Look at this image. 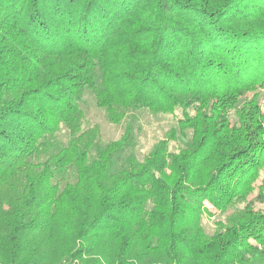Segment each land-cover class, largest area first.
Returning <instances> with one entry per match:
<instances>
[{"label":"trees","instance_id":"trees-1","mask_svg":"<svg viewBox=\"0 0 264 264\" xmlns=\"http://www.w3.org/2000/svg\"><path fill=\"white\" fill-rule=\"evenodd\" d=\"M86 89L191 138L125 155ZM263 90L264 0H0V264H264Z\"/></svg>","mask_w":264,"mask_h":264},{"label":"rangeland","instance_id":"rangeland-1","mask_svg":"<svg viewBox=\"0 0 264 264\" xmlns=\"http://www.w3.org/2000/svg\"><path fill=\"white\" fill-rule=\"evenodd\" d=\"M260 98L264 104V90L261 91ZM243 103L244 98L239 101L238 107H241ZM81 105L86 113L84 129L98 125L100 127V143L102 144L120 139L127 125L132 124L134 145L125 152V155L133 154L140 160L144 159L159 140L166 138L173 128H176V139L170 141V151H179L191 138L190 130L183 133L179 127V118L183 116L182 109H178L175 114L154 113L149 109L131 110L120 124H114L109 121L106 111L97 104L96 96L92 90L84 91ZM230 115L233 120H236L235 110H231ZM69 139V130L65 126H61L57 133L58 144L65 146ZM206 205L212 214L206 212L203 215L202 223L206 232L213 234L216 229L215 222L221 214L208 202Z\"/></svg>","mask_w":264,"mask_h":264}]
</instances>
